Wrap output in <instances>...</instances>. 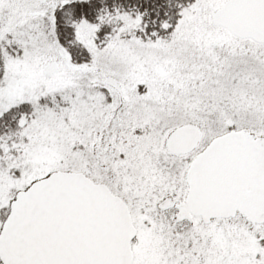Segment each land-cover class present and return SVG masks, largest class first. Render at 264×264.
<instances>
[{
    "label": "snow or ice",
    "instance_id": "1",
    "mask_svg": "<svg viewBox=\"0 0 264 264\" xmlns=\"http://www.w3.org/2000/svg\"><path fill=\"white\" fill-rule=\"evenodd\" d=\"M0 264H264V0H0Z\"/></svg>",
    "mask_w": 264,
    "mask_h": 264
}]
</instances>
